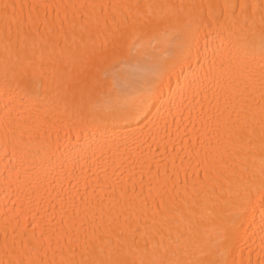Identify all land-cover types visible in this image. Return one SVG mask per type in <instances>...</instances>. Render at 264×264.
<instances>
[{
  "label": "bare ground",
  "instance_id": "1",
  "mask_svg": "<svg viewBox=\"0 0 264 264\" xmlns=\"http://www.w3.org/2000/svg\"><path fill=\"white\" fill-rule=\"evenodd\" d=\"M0 264H264V0H0Z\"/></svg>",
  "mask_w": 264,
  "mask_h": 264
}]
</instances>
